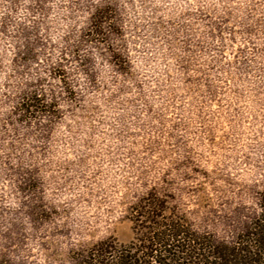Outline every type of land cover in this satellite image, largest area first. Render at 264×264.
Segmentation results:
<instances>
[{
    "label": "rangeland",
    "instance_id": "374dc122",
    "mask_svg": "<svg viewBox=\"0 0 264 264\" xmlns=\"http://www.w3.org/2000/svg\"><path fill=\"white\" fill-rule=\"evenodd\" d=\"M263 190L264 0H0V263L231 246Z\"/></svg>",
    "mask_w": 264,
    "mask_h": 264
},
{
    "label": "trees",
    "instance_id": "16d2710c",
    "mask_svg": "<svg viewBox=\"0 0 264 264\" xmlns=\"http://www.w3.org/2000/svg\"><path fill=\"white\" fill-rule=\"evenodd\" d=\"M260 207V214L236 239L234 245H220L208 241L210 244L204 249L201 247L204 242L201 237L179 223H170L165 225L163 231L153 232L145 241V245L141 244V253L137 250L133 253L125 251V254L121 253L122 255L117 256L116 262L117 264H264V190L260 193ZM212 259L216 262H212Z\"/></svg>",
    "mask_w": 264,
    "mask_h": 264
}]
</instances>
